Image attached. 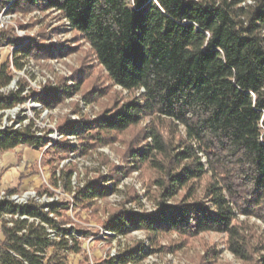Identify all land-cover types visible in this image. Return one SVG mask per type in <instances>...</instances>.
Masks as SVG:
<instances>
[{"label":"trees","instance_id":"obj_1","mask_svg":"<svg viewBox=\"0 0 264 264\" xmlns=\"http://www.w3.org/2000/svg\"><path fill=\"white\" fill-rule=\"evenodd\" d=\"M6 1L15 10L40 5L58 11L91 46L111 82L139 93L96 126L85 125L82 134L95 128L122 133L151 120L145 143L130 155L159 174L155 184L162 201L155 214L114 213L108 231L115 236L131 228L188 237L223 234L237 259L264 264V242L252 244L247 223L238 217L264 223V0ZM13 65L24 69L17 58ZM13 80L9 66L3 65L0 111L26 100L24 87L8 96L2 93ZM72 89L66 87L65 94ZM39 101L47 107L58 102ZM33 126L0 128V155L21 146L41 149ZM62 148V143L55 146L59 152ZM63 175L72 192V172ZM112 191L94 180L77 189L75 200L89 206ZM17 192L8 189L9 194ZM182 192L180 202L166 203ZM4 210L17 213L10 206ZM21 213L53 223L32 206ZM13 222L14 228L4 224L1 229L0 264H44V256L38 255L44 248L80 251L77 241L71 247L66 239L51 243L44 227ZM120 256L117 264H137L145 255L138 245ZM61 258L54 254L46 264H64Z\"/></svg>","mask_w":264,"mask_h":264},{"label":"rangeland","instance_id":"obj_2","mask_svg":"<svg viewBox=\"0 0 264 264\" xmlns=\"http://www.w3.org/2000/svg\"><path fill=\"white\" fill-rule=\"evenodd\" d=\"M0 36V68L8 65L14 75L2 93L8 96L24 87L22 97L26 99L13 109L0 111V128L20 130L33 123V131L43 143L38 150L25 146L19 152L12 150L19 165L13 184L19 192L35 190L40 196L33 205L53 220L50 228L55 243L66 239L71 247L77 241L80 248L79 253L44 248L39 254L44 256V264L54 254L63 257L64 264H117L120 255L138 245L145 256L137 264H253L237 259L223 234L188 237L131 228L126 235L115 236L108 231L106 224L114 213L155 214L162 201L155 184L159 174L146 164H137L130 155L145 143L144 132L151 120L145 118L122 133L95 128L90 133L97 139L81 132L85 125L96 126L139 93H129L111 82L91 46L58 11L43 10L40 5L15 10L11 2L0 0ZM16 58L24 64L21 71L13 65ZM66 87L73 88L71 95L65 94ZM39 99L58 102L47 107ZM179 130L183 135L181 127ZM58 143L63 144V152L55 150ZM71 172L73 191L69 192L63 174ZM94 180L114 191L89 206L77 204V189ZM183 195L166 203L177 204ZM45 209H49L47 214ZM238 217L247 223L252 244L264 242L262 221ZM3 221L0 219V230Z\"/></svg>","mask_w":264,"mask_h":264},{"label":"built area","instance_id":"obj_3","mask_svg":"<svg viewBox=\"0 0 264 264\" xmlns=\"http://www.w3.org/2000/svg\"><path fill=\"white\" fill-rule=\"evenodd\" d=\"M0 164H1V158H0ZM38 200H40V196L37 195L35 190H25V191L9 194L8 189H5L0 184V219H4L3 221L4 223L2 224V227L5 224L8 228H14L13 219L27 221L28 224L35 223L36 225L44 227L47 234L46 238L49 239L51 243H55V239L51 237L53 233V231L50 228L51 225L41 221L38 218L30 217L27 213H21L23 208H26V211H28L31 206L34 207L33 204L35 202L33 201H38ZM6 206H10L12 208V211H17V213L13 214L12 212L11 213L6 212L4 210ZM45 212L47 214L49 212V209H45ZM25 232L26 229H24L21 233H19V235H22ZM39 254L40 253H38V255Z\"/></svg>","mask_w":264,"mask_h":264},{"label":"crops","instance_id":"obj_4","mask_svg":"<svg viewBox=\"0 0 264 264\" xmlns=\"http://www.w3.org/2000/svg\"><path fill=\"white\" fill-rule=\"evenodd\" d=\"M20 148H16L14 152H19ZM14 152L8 151L0 156L1 164H0V184L4 187H8V189L16 188L13 184L16 176V171L18 165V161L14 155ZM1 170L5 171L1 173ZM24 187V186H23ZM23 190V189H22Z\"/></svg>","mask_w":264,"mask_h":264}]
</instances>
